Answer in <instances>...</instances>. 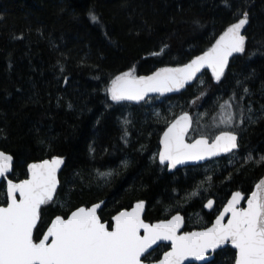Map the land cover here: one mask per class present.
<instances>
[{
    "label": "trees",
    "instance_id": "16d2710c",
    "mask_svg": "<svg viewBox=\"0 0 264 264\" xmlns=\"http://www.w3.org/2000/svg\"><path fill=\"white\" fill-rule=\"evenodd\" d=\"M244 18L241 51L219 78L206 69L176 93L111 96L117 77L182 65ZM226 106H235L238 150L185 173L159 164L158 138L173 118L190 111L191 131L206 136L203 127ZM0 150L13 156L14 180L32 161L64 159L36 240L56 215L101 200L109 222L145 200L146 220L180 211L184 230L207 226L231 192L247 196L264 174V0H0ZM167 248L160 244L144 260ZM234 258L227 246L203 264Z\"/></svg>",
    "mask_w": 264,
    "mask_h": 264
},
{
    "label": "water",
    "instance_id": "95a60500",
    "mask_svg": "<svg viewBox=\"0 0 264 264\" xmlns=\"http://www.w3.org/2000/svg\"><path fill=\"white\" fill-rule=\"evenodd\" d=\"M246 18L226 28L213 45L178 66L159 68L147 75L117 77L110 85L115 99L138 101L182 90L203 70L219 78L229 61L241 51ZM193 126L190 111H183L165 127L159 138L158 161L168 172L203 164L238 150V134L221 131L214 137L196 136L188 140ZM13 156L0 150V185L4 183L5 203L0 204V264H203L216 251L231 247L233 264H264V174L245 196L231 192L211 223L184 230L183 214L175 212L156 220H146L145 200L135 201L112 216L111 228L99 211L104 200L79 206L67 217L56 215L36 240L40 208L55 197L64 165L60 155L32 161L27 176L10 178ZM214 207V199L204 203ZM160 244H167L157 260L143 258Z\"/></svg>",
    "mask_w": 264,
    "mask_h": 264
},
{
    "label": "rangeland",
    "instance_id": "374dc122",
    "mask_svg": "<svg viewBox=\"0 0 264 264\" xmlns=\"http://www.w3.org/2000/svg\"><path fill=\"white\" fill-rule=\"evenodd\" d=\"M236 118L235 106H226L220 114L215 116L208 126L203 127L202 132L206 136L212 137L220 131H232L234 130V120ZM193 133V132H191ZM190 195L195 196L196 193ZM163 251V250H162Z\"/></svg>",
    "mask_w": 264,
    "mask_h": 264
},
{
    "label": "flooded vegetation",
    "instance_id": "af4514ba",
    "mask_svg": "<svg viewBox=\"0 0 264 264\" xmlns=\"http://www.w3.org/2000/svg\"><path fill=\"white\" fill-rule=\"evenodd\" d=\"M179 114H180V113H179ZM168 124H169V123H168ZM168 124H167V125H168ZM164 129H165V128H164ZM164 129H163V130H164ZM163 130H162V132H163ZM191 130H192V129H191ZM162 132H161V133H162ZM191 132H192V131H190V132L188 133V136H187V139H188V140H192L194 137H196V136H200V135H196V136H195L194 133H191ZM220 132H221V131H220ZM161 133H160V135H161ZM218 133H219V132H218ZM216 134H217V133H216ZM216 134H215V135H216ZM160 135H159V138H160ZM215 135H214V136H215ZM202 136H203V135H202ZM214 136H212V137H214ZM207 137H208V136H207ZM212 137H209V138H212ZM159 138H158V148H157V153H158V150H159ZM156 157H157V154H156ZM219 158H220V157H219ZM215 159H216V158H215ZM157 160H158V158H157ZM212 160H213V159H212ZM158 162H159V161H158ZM205 163H206V162H205ZM159 164L162 165V166H164V167L166 168V171H167V166H166V165H163V164H161L160 162H159ZM203 164H204V163H203ZM199 165H202V164H199ZM195 166H198V165H195ZM190 167H193V166H186V167L178 168V169H176V170L181 171V173H185L186 169H187V168H190ZM176 170H175V171H176ZM175 171H174V172H175ZM167 172H168V171H167ZM169 173H170V172H169ZM171 173H173V172H171ZM210 198H212V197H210ZM210 198H208V199H210ZM208 199H207V200H208ZM207 200H206V201H207ZM206 201H205V202H206ZM205 202H204V203H205ZM207 211H208V210H207ZM218 211H219V210H218ZM218 211H217V213H218ZM175 212H180V211H175ZM175 212H173V213H175ZM173 213H171V214H173ZM180 213H182V212H180ZM217 213H216V214H217ZM171 214H169L168 216H170ZM182 214H183V213H182ZM99 215H100V211H99ZM112 216H113V215H112ZM112 216H111V221H110V222H109L108 220H103V219L101 218L102 221H107V223H108V227H109V228H111V225H112V224H111V223H112ZM168 216H167V217H168ZM63 217H67V216H63ZM100 217H101V216H100ZM183 217H184V221H185V216L183 215ZM164 218H166V217H164ZM213 218H214V217H213ZM213 218H212V219H213ZM162 219H163V218H162ZM211 221H212V220H211ZM210 223H211V222H210ZM204 227H205V226H204ZM145 257H146V256H145ZM145 257H144V258H145ZM144 258H143V259H144ZM156 260H157V259H156ZM145 261H146V260H145ZM146 262H149V261H146Z\"/></svg>",
    "mask_w": 264,
    "mask_h": 264
}]
</instances>
